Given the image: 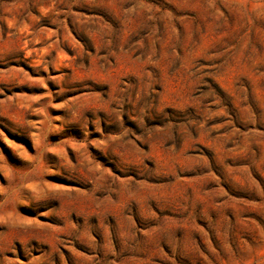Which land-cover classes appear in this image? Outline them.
<instances>
[{
	"label": "rangeland",
	"instance_id": "1",
	"mask_svg": "<svg viewBox=\"0 0 264 264\" xmlns=\"http://www.w3.org/2000/svg\"><path fill=\"white\" fill-rule=\"evenodd\" d=\"M0 264H264V0H0Z\"/></svg>",
	"mask_w": 264,
	"mask_h": 264
}]
</instances>
